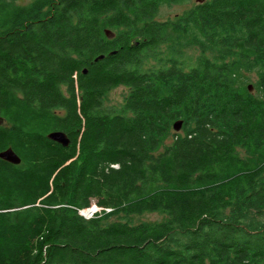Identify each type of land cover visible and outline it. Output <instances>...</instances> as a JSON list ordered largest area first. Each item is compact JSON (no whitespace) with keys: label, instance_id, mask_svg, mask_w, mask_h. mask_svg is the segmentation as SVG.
Returning <instances> with one entry per match:
<instances>
[{"label":"trees","instance_id":"trees-1","mask_svg":"<svg viewBox=\"0 0 264 264\" xmlns=\"http://www.w3.org/2000/svg\"><path fill=\"white\" fill-rule=\"evenodd\" d=\"M184 1L0 0V264H264V0Z\"/></svg>","mask_w":264,"mask_h":264},{"label":"rangeland","instance_id":"rangeland-1","mask_svg":"<svg viewBox=\"0 0 264 264\" xmlns=\"http://www.w3.org/2000/svg\"><path fill=\"white\" fill-rule=\"evenodd\" d=\"M20 4H25L29 2L30 0H16ZM205 1V0H203ZM197 3H199V0H187L181 3H175L171 5H162L156 15V19L159 21L174 19L177 15L183 13L184 11H187L191 9L193 6H195ZM165 46H162L160 50L165 52ZM200 54V49L198 47H190L187 48L182 56H180L181 60L183 61L184 68L188 69L192 65L196 63V60ZM163 58V54L158 55L156 59L149 58L145 63L146 65H160L159 59ZM255 78V77H254ZM255 80L250 81L249 85H253ZM254 90V88H253ZM252 90V91H253ZM128 88L126 86L120 85L116 88H113L110 90L105 98L104 105L109 109H118L120 106H122L125 102V96L128 93ZM238 156L240 159H246L248 158V155L244 150H239ZM89 210H86L88 208L82 209L80 213L85 216L86 218H89L93 215V212L99 211L100 208L96 205L95 201L93 200L92 205L89 207ZM84 211V212H83ZM162 218V216L158 213H145L143 215H138L134 217L135 222L140 221H158Z\"/></svg>","mask_w":264,"mask_h":264},{"label":"water","instance_id":"water-1","mask_svg":"<svg viewBox=\"0 0 264 264\" xmlns=\"http://www.w3.org/2000/svg\"><path fill=\"white\" fill-rule=\"evenodd\" d=\"M199 2H203V0H199ZM105 33L108 35V37L114 36V33L110 30H106ZM114 53H115V51L111 52L110 54H114ZM103 58H105L104 54L97 56L94 59V61H98V60H101ZM83 73H87V69H84ZM249 89H250V91H252L253 86L249 85ZM2 122H3V119L0 117V124ZM181 126H182V120H178L174 123L173 127L175 130H180ZM47 137L50 140H53V141H55V142H57L63 146H67L70 143V139L68 138L66 133L63 131H52V132L48 133ZM0 158L4 159L6 161H9L11 163H15V164H18L21 161V158L18 156V154L11 147L1 151L0 152ZM89 209L90 208H88L86 210H89Z\"/></svg>","mask_w":264,"mask_h":264},{"label":"built area","instance_id":"built-area-1","mask_svg":"<svg viewBox=\"0 0 264 264\" xmlns=\"http://www.w3.org/2000/svg\"><path fill=\"white\" fill-rule=\"evenodd\" d=\"M94 213V212H93Z\"/></svg>","mask_w":264,"mask_h":264}]
</instances>
